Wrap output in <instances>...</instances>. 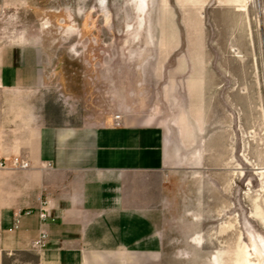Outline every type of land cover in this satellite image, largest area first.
Returning <instances> with one entry per match:
<instances>
[{
	"label": "rangeland",
	"instance_id": "rangeland-1",
	"mask_svg": "<svg viewBox=\"0 0 264 264\" xmlns=\"http://www.w3.org/2000/svg\"><path fill=\"white\" fill-rule=\"evenodd\" d=\"M8 50L53 124L176 119L157 248L101 264H264V0H0Z\"/></svg>",
	"mask_w": 264,
	"mask_h": 264
},
{
	"label": "crops",
	"instance_id": "crops-1",
	"mask_svg": "<svg viewBox=\"0 0 264 264\" xmlns=\"http://www.w3.org/2000/svg\"><path fill=\"white\" fill-rule=\"evenodd\" d=\"M36 73L35 51L0 57V157L28 163L0 169V264H30L26 256L35 264H101V251L157 248L155 219L176 171V119L53 124L37 113ZM42 231L48 239L38 249Z\"/></svg>",
	"mask_w": 264,
	"mask_h": 264
},
{
	"label": "built area",
	"instance_id": "built-area-1",
	"mask_svg": "<svg viewBox=\"0 0 264 264\" xmlns=\"http://www.w3.org/2000/svg\"><path fill=\"white\" fill-rule=\"evenodd\" d=\"M121 124V117L120 115H116L114 119V125L120 126ZM10 163V164H9ZM28 167V163L23 161L19 157H13L11 160L7 158H1L0 157V169H25ZM45 204H43L44 207L40 209L39 217L40 220L45 222L50 217V212L45 208ZM19 216V215H18ZM19 218V217H18ZM16 219L15 226L17 225L19 219ZM48 239V234L46 231H42L38 237V239L34 242V247L41 249L45 246Z\"/></svg>",
	"mask_w": 264,
	"mask_h": 264
},
{
	"label": "bare ground",
	"instance_id": "bare-ground-1",
	"mask_svg": "<svg viewBox=\"0 0 264 264\" xmlns=\"http://www.w3.org/2000/svg\"><path fill=\"white\" fill-rule=\"evenodd\" d=\"M241 263H242V264H248V261H247L246 258H242V259H241Z\"/></svg>",
	"mask_w": 264,
	"mask_h": 264
}]
</instances>
